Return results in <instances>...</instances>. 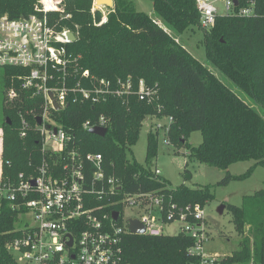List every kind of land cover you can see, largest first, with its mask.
<instances>
[{"label":"trees","instance_id":"trees-1","mask_svg":"<svg viewBox=\"0 0 264 264\" xmlns=\"http://www.w3.org/2000/svg\"><path fill=\"white\" fill-rule=\"evenodd\" d=\"M40 0H0V16L10 19L34 13ZM62 12L47 14L49 24L56 30L66 29L75 36L67 53L77 58L81 71L87 70L98 78L114 80L131 77L143 79L156 88L159 116H170L172 123L166 133L167 142L184 147L188 157L210 167L227 170L237 162L254 161L244 174L226 173L217 185L243 180L253 170L264 168V0H237L233 12L217 15L209 31L199 27L195 0H150L154 16L173 34L170 35L149 15L137 12L132 0H113L107 10V22L96 26L101 12L91 9L93 0H62ZM253 4L254 15L239 17L240 8ZM54 5V0H52ZM41 16V14H38ZM95 21V22H94ZM197 28L203 33L202 46L206 62L221 73L247 98L226 87L208 67L192 57L177 41L178 36ZM3 70L2 118V178L13 179L19 173H30L40 162V142L31 129L26 137L19 136L18 113L38 109L40 99L20 88L12 76L15 69ZM13 88L18 97L6 98ZM260 108L263 112L255 110ZM155 110L134 97L121 101L109 98L98 105L70 103L58 114L56 121L71 135L72 143L84 154H100L105 171L117 177L126 192H159L179 207H203L214 195L210 187L170 188L167 181L156 178L150 167L157 155V133L147 135L144 164L136 162L131 148L137 143L143 121L154 116ZM99 115L109 119L108 131L101 138L90 134L82 124ZM10 120L6 125L5 119ZM30 120V119H29ZM32 124V121H31ZM200 132L202 141L197 147L187 138ZM192 175L184 170L183 179ZM231 215L235 231L241 236L240 248L228 258L229 263L264 264V191L244 196L240 206L224 207ZM14 217L6 210L0 218V236L8 231ZM0 238V264H16ZM192 239L177 234L148 237L127 234L123 238V261L126 264H198V258L187 253Z\"/></svg>","mask_w":264,"mask_h":264},{"label":"built area","instance_id":"built-area-1","mask_svg":"<svg viewBox=\"0 0 264 264\" xmlns=\"http://www.w3.org/2000/svg\"><path fill=\"white\" fill-rule=\"evenodd\" d=\"M215 1L195 0L199 27L204 32L214 26L218 15ZM54 5L48 7L40 0L34 6L35 14L15 19L0 16V69L18 71L11 80L18 81L31 98L41 101L37 110L18 113L19 136L24 138L34 129L39 137L40 162L33 171L4 181L0 145V218L4 210L14 217L12 227L2 236L6 237L4 246L14 262L126 264L122 243L130 234L128 221L135 218L145 229L142 235L148 237L163 235L165 226L178 224L177 234L192 239L187 253L197 257L198 264H255L229 263L227 256L206 255L203 247L208 234L202 207H179L154 191L128 193L117 177L106 173L100 154H84L73 145V137L56 121L70 103L94 106L109 98L124 101L134 97L155 110L150 118L161 121L152 128L157 135H166L172 118L159 116L162 107L158 90L143 79L108 80L81 71L77 58L67 53L66 46L72 43L67 38L70 31H58L48 22V13L63 11L55 0ZM223 5L227 14L233 12V0H224ZM96 10L101 12L96 26L105 24L107 13L95 8L94 3L91 13ZM237 15L253 16V4L240 8ZM17 97L13 88L6 93L8 101ZM108 125L109 119L99 115L85 121L82 128L108 131ZM154 173L158 178V172ZM126 211L132 216L127 218ZM113 212L118 214L116 221L112 219Z\"/></svg>","mask_w":264,"mask_h":264},{"label":"rangeland","instance_id":"rangeland-1","mask_svg":"<svg viewBox=\"0 0 264 264\" xmlns=\"http://www.w3.org/2000/svg\"><path fill=\"white\" fill-rule=\"evenodd\" d=\"M58 9L63 2L55 0ZM134 8L137 12L149 15L157 24L167 31L170 35L173 33L167 30L163 24L158 21L152 11L150 0H132ZM95 0H93V5ZM224 0H216L214 2L217 14L226 15L224 8ZM102 12H107L108 8L101 7ZM177 41L188 51V53L204 64L210 71L220 80L226 87L232 90L236 95L244 99L248 104L251 102L239 92L234 85L229 82L221 73L212 68L205 59L204 48L202 46L203 33L197 28H193L192 32L187 31L181 36L176 37ZM3 70L0 69V118H2V97H3ZM255 110L262 113L263 111L254 106ZM154 118L147 117L141 126L137 143L131 148V153L136 162L144 164L146 157L147 135L152 130L154 124L160 123ZM202 141L200 132L191 133L187 142L192 147H197ZM0 145L3 144V128L0 125ZM254 165V161L237 162L228 167L227 170L210 167L199 163L193 158L188 157V151L184 147H175L167 144L166 135L159 132L157 135V155L152 160L150 167L158 172L161 179L167 181L170 188H176L185 185L188 188L210 187L214 198L208 201L203 207L204 225L208 234V240L204 243V253L219 257H230L233 252L240 248L241 236L235 231L231 222V215L225 208L222 213L218 210L221 206L234 205L240 206L244 196L253 195L255 192L264 191V168L257 166L251 176L243 180H232L226 185H217L229 173L232 176H240L244 174L250 167ZM187 170L191 173V180H184L183 173ZM132 214L126 211V217ZM30 223V222H29ZM178 224L165 226L163 234L174 236L178 233Z\"/></svg>","mask_w":264,"mask_h":264},{"label":"water","instance_id":"water-1","mask_svg":"<svg viewBox=\"0 0 264 264\" xmlns=\"http://www.w3.org/2000/svg\"><path fill=\"white\" fill-rule=\"evenodd\" d=\"M114 5L113 0H95V8H112ZM233 5L234 7H237V0H233ZM67 38L69 39V41L73 42L75 41V36L73 35V33L69 32L67 33ZM56 107V106H55ZM57 108V107H56ZM37 122H40V119H37ZM5 123L6 125H10V120L8 118L5 119ZM90 134L92 135H96L98 137H105L107 134V129L104 128H92L88 131ZM224 209V206H221L220 209L218 210L219 213H222ZM118 214L117 212H113L112 213V219L114 221L117 220ZM128 231L131 235H142L145 231L144 227L137 221V219L132 218L128 221ZM71 244V242H69V245Z\"/></svg>","mask_w":264,"mask_h":264},{"label":"bare ground","instance_id":"bare-ground-1","mask_svg":"<svg viewBox=\"0 0 264 264\" xmlns=\"http://www.w3.org/2000/svg\"><path fill=\"white\" fill-rule=\"evenodd\" d=\"M48 7H53L52 0H44Z\"/></svg>","mask_w":264,"mask_h":264},{"label":"crops","instance_id":"crops-1","mask_svg":"<svg viewBox=\"0 0 264 264\" xmlns=\"http://www.w3.org/2000/svg\"><path fill=\"white\" fill-rule=\"evenodd\" d=\"M209 256H213V255H209Z\"/></svg>","mask_w":264,"mask_h":264}]
</instances>
